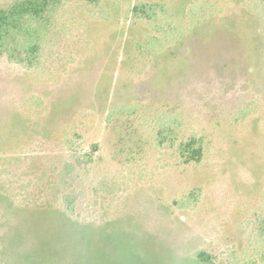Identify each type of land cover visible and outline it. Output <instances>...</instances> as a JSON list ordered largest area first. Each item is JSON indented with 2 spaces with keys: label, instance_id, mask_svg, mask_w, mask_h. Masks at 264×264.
Returning a JSON list of instances; mask_svg holds the SVG:
<instances>
[{
  "label": "rangeland",
  "instance_id": "rangeland-1",
  "mask_svg": "<svg viewBox=\"0 0 264 264\" xmlns=\"http://www.w3.org/2000/svg\"><path fill=\"white\" fill-rule=\"evenodd\" d=\"M13 1L0 0V8ZM190 1L163 0L164 8L170 14L184 15L180 18L179 28L184 42L180 46L152 43L150 49H156V52L150 64L143 65L142 78L136 79L127 72L122 73L116 63L115 45L107 42L109 37L120 36V32L115 35L116 30L101 25L104 22L95 16L91 6L79 1L66 3L49 35L37 80L48 79L64 66L67 59L82 54L97 36L103 40L101 49H95L94 58L78 71L77 76L52 87H44L35 81L25 82L18 76L19 71L9 72V75L1 73L0 116L6 118L19 99L32 93L49 96L65 106L73 100V104L93 105L97 110L108 99L151 101L160 107L181 110L193 104L212 81V87L224 89V85H228L232 88L226 79L248 76L247 84L234 85L236 95L244 94L247 89L251 96V84H260L264 91V19L260 16H264V0H200L201 4L196 5ZM150 2L153 4L158 0ZM110 12L112 18H124L120 6H111ZM129 25L124 24L126 31ZM121 42V59L123 55L125 59L131 53L128 51L130 34H126ZM4 61L0 59L3 69ZM233 99L231 96L227 106L232 105ZM253 102L254 97L250 102L254 113L257 104ZM61 108L66 109L60 107L59 110ZM257 111V118L264 125V104ZM224 115L227 121L217 126L194 115L192 123L204 129L207 140L209 152L204 163L191 171L189 177L177 170L162 172L144 192L159 196L166 204L198 187L204 194L196 209L173 216L165 204L154 207L150 199L139 198L120 216L107 218L111 227L126 223L128 231L99 237L83 227L68 224L61 217L0 203L1 211L10 217L7 227L12 228L10 238L5 240L9 255L0 264H196L191 254L197 245L214 254H219L227 245H236L243 232L241 223L260 209H253L248 204L250 188L242 182L254 177V172L259 175L264 168V150H261L264 139L255 143L259 147L252 161L250 150L245 147H250V128L247 125L233 127L228 122L227 115L230 114L225 112ZM235 140L237 144L234 145ZM10 143L7 135L0 142V151L7 150ZM73 177L75 213L83 220L88 219L95 215L100 205L91 197L93 193L86 176L75 173ZM5 191L0 186V194ZM59 192L61 195L62 191ZM15 193L16 185L12 184L7 194L13 197ZM234 198L245 199L244 207L233 210L222 227L219 225L220 205H227Z\"/></svg>",
  "mask_w": 264,
  "mask_h": 264
},
{
  "label": "trees",
  "instance_id": "trees-1",
  "mask_svg": "<svg viewBox=\"0 0 264 264\" xmlns=\"http://www.w3.org/2000/svg\"><path fill=\"white\" fill-rule=\"evenodd\" d=\"M72 1L91 6L95 16L104 22L101 25L116 30L115 35L120 32V36L109 37L107 42L115 45L119 69L134 79L142 78L143 65L152 61L156 52V49H150L152 43L180 46L184 42L185 37L179 32L180 18L184 15L170 14L164 8L163 0L153 4L150 0H14L0 8V59L5 60L4 69L0 66V74L19 71L18 76L23 81H35L44 87L56 86L77 76L78 71L94 58L95 49H101V36L94 38L82 54L67 59L64 66L48 79L39 81L36 78L57 15ZM200 2L192 0L190 4ZM111 6H120L124 18H112ZM127 23H130L128 31L124 28ZM126 34H130L128 51L131 53L121 59V39ZM227 80L232 88L228 85H224V89L212 87V81L193 104L181 110L136 99H108L97 110L93 105L73 104V100L65 106L49 96L25 94L6 118L0 116V142L7 135L11 140L9 148L0 151V186L7 190L0 194V203L61 217L68 224L83 227L99 237L128 231L126 223L111 227L107 218L120 216L139 198L150 199L154 207L165 204L159 196L144 193L153 179L171 170L189 177L191 171L204 163L209 152L207 140L204 129L192 123L194 115L217 126L226 120L224 113L227 112L230 114L227 115L228 122L233 127L247 125L250 147H245L250 150L251 160H255V151L259 147L256 144L264 139V125L257 118L258 107L264 104L263 88L260 84H251V96L247 89L244 94L236 95L234 85L247 84L248 76ZM229 96L234 101L227 106ZM253 97V103L257 104L254 113L250 107ZM60 107L66 109L59 110ZM233 144H237L236 140ZM75 173L86 176L93 193L90 195L100 205L95 215L84 220L74 210L76 186L72 184ZM243 183L250 188L247 203L253 209H260L241 223L243 232L236 245H227L219 254L197 245L191 254L196 264H264V168L259 175L254 172V177ZM12 184L16 185L17 193L9 197L7 193ZM36 190L41 191L35 193ZM202 194L201 188L194 187L167 201L165 206L173 216L185 213L201 204ZM244 201L234 198L227 205H220L219 225L226 224L227 216L233 210H241ZM9 218L0 209V263L9 255L5 241L12 231L7 227Z\"/></svg>",
  "mask_w": 264,
  "mask_h": 264
}]
</instances>
